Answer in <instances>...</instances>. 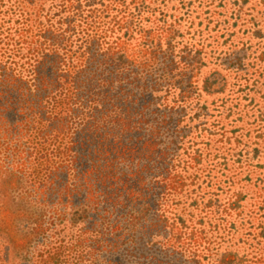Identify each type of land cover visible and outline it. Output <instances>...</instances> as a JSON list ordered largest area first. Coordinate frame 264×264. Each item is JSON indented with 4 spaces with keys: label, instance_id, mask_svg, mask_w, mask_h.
<instances>
[{
    "label": "rangeland",
    "instance_id": "374dc122",
    "mask_svg": "<svg viewBox=\"0 0 264 264\" xmlns=\"http://www.w3.org/2000/svg\"><path fill=\"white\" fill-rule=\"evenodd\" d=\"M0 264H264V0H0Z\"/></svg>",
    "mask_w": 264,
    "mask_h": 264
},
{
    "label": "trees",
    "instance_id": "16d2710c",
    "mask_svg": "<svg viewBox=\"0 0 264 264\" xmlns=\"http://www.w3.org/2000/svg\"><path fill=\"white\" fill-rule=\"evenodd\" d=\"M100 141H101V139H100L99 135H96L95 139H94V142L100 143Z\"/></svg>",
    "mask_w": 264,
    "mask_h": 264
}]
</instances>
